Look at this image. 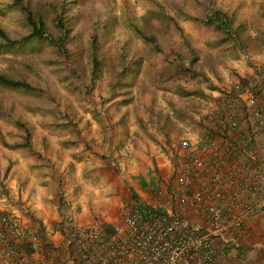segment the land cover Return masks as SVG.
<instances>
[{
    "label": "rangeland",
    "instance_id": "1",
    "mask_svg": "<svg viewBox=\"0 0 264 264\" xmlns=\"http://www.w3.org/2000/svg\"><path fill=\"white\" fill-rule=\"evenodd\" d=\"M211 1L233 18L229 28H238L240 42L224 34L215 23L202 20L209 12L210 0H23L30 10L44 17L52 37L59 34L55 24L57 14L69 21L71 35L63 42L64 52L62 48L54 49L47 41L41 44L30 41L23 47H0V70L24 78L38 88L26 92L0 86V197L9 192L3 180L9 174L13 162L12 149H15L2 140L8 143L24 141L27 138L26 128L31 131L33 150L29 146L24 150L42 159L44 166L61 158L60 169L70 160L67 157L83 155L81 162L86 160L84 166L90 167L87 172L94 169L99 173L110 171L125 186L131 182L127 168L130 150L138 152L134 157L138 160L146 150L153 151L154 155L162 152L167 156L169 148L166 146L159 150L158 147H146L141 140L146 133L143 132L146 127L142 128V121L144 124L161 121L166 126L178 119L183 122L180 126L187 130L195 116H199L204 109L198 94L195 95L197 97L191 96V100L188 95L180 96L177 84L187 89L198 87L200 81L205 82L203 74L207 75L210 71V62L217 64L215 70L227 75L236 73L235 59L256 67L264 64V0ZM11 2L0 0V26L10 38L16 39L27 34L30 26L25 21L24 12L8 7ZM137 28L154 33L161 50L157 52L137 36ZM95 32L102 51L111 59L107 65L101 66L95 84L89 89V77L82 69L89 70L87 52L91 35ZM5 42L6 39L0 35V44ZM120 50L125 56L133 55L132 61L141 56L138 63L131 61L129 64V67L136 68V73L132 85L125 89L119 83L127 81L128 76L123 77L120 69L114 67L119 66L117 54ZM192 59L194 62H191ZM257 61L260 63H254ZM167 63H172L171 67L159 75ZM180 65L183 66L179 68ZM173 91L179 96H171ZM164 93L171 96L170 100L176 106L167 103L162 95ZM181 101L187 105V112L181 111L177 115L174 108L178 109ZM164 110L169 112L167 118L166 114H161ZM160 114L162 117L158 121ZM17 119L24 124H18ZM28 123L32 124L29 128ZM133 125L142 129L135 134L133 139L136 140L131 142ZM152 133L155 136L147 133L148 137L160 142L156 132ZM172 133L181 134L176 130ZM157 134L161 136V132ZM44 135L47 138L45 145L42 140ZM76 144L78 146L72 149L71 146ZM67 147L68 151L65 150ZM155 159L154 156L150 162L153 166ZM95 161H100V165H95L99 169L93 167ZM81 162L73 164V170L69 171L71 175L72 172L76 174V166L82 167ZM179 164L176 161L171 170L177 171ZM134 166L139 170L137 164ZM160 170L153 167L145 175L147 180H151L149 183L146 181L145 188L158 200L162 186L172 185V180L162 178ZM12 202L13 197L6 196L0 199V206H9L7 204ZM131 204H125L117 212L119 216ZM63 228L64 222L53 228L61 232L58 242H55L57 237L52 240L45 237L44 241V246L53 249L51 257L56 264H70L74 258L71 247L65 241ZM236 252L220 256L218 261L226 258L225 263L219 262L234 264Z\"/></svg>",
    "mask_w": 264,
    "mask_h": 264
},
{
    "label": "built area",
    "instance_id": "2",
    "mask_svg": "<svg viewBox=\"0 0 264 264\" xmlns=\"http://www.w3.org/2000/svg\"><path fill=\"white\" fill-rule=\"evenodd\" d=\"M255 71L243 90L231 93L239 87L237 78L220 91L221 105L205 113L204 123L220 130L223 144L215 146L214 135L205 134L209 155L190 153L182 162L178 182L194 178L196 185L177 195L178 211L162 202L135 203L112 223L111 233L101 223L80 225L67 215L70 264H214L221 245H238L248 219L264 216V64ZM180 145L187 148L189 142L182 139ZM52 250L37 227L25 225L14 211L0 210V264H55Z\"/></svg>",
    "mask_w": 264,
    "mask_h": 264
},
{
    "label": "crops",
    "instance_id": "3",
    "mask_svg": "<svg viewBox=\"0 0 264 264\" xmlns=\"http://www.w3.org/2000/svg\"><path fill=\"white\" fill-rule=\"evenodd\" d=\"M235 60L236 73L230 75H227L225 72H218L215 70L217 64L210 62V71L207 73L209 80L204 79L205 82L200 81L198 85V87L203 89L206 93L204 97L199 95V98L203 101L202 104L204 105V109H201L202 112L199 116L198 114L195 116L196 119H193L192 125L188 126L189 129L184 130L180 126L183 122L178 119H175L172 124L166 126L162 124L161 121L155 124H151V122L144 124L146 128L143 132L146 133L143 134L141 140L146 147H158L159 150L160 147L166 146L169 148L168 155L165 156L162 152L154 155L153 151L146 150V152L142 153V158L138 160L134 158L135 155H138V152L130 150L128 154L130 162L127 168L128 171H130L128 176L130 175L131 182H129L127 186L122 185L117 179V176L110 171H102L99 173L100 171H95L94 169L87 172L90 167L84 166L86 160L81 162V160L84 159L83 155L82 157L77 156L76 158L71 156L67 157V159L70 160L66 161V164L59 169L61 158L54 160V165L51 164L52 162L49 158L51 165L44 166L41 163L42 159L40 160V158L24 150V148L18 147L12 149V166L9 174H7L3 180L4 183L6 182L9 192L0 197V199H5L6 196L11 195L13 197V202L7 204L9 206H0V210L7 209L14 211L25 225L39 228L40 224H42L44 226V235L47 237L46 239L52 240L53 237H57V241L55 242L61 239V232L59 230L54 231L53 228L59 225L60 222H63L67 215H72L74 221L80 225L101 223L103 221H107L111 224L117 222L120 219L119 213L117 212L119 210L121 211L123 206H125L126 200L132 196V191L138 195V201L140 200L139 203L155 204L162 202L166 208L178 211L176 207L177 195L184 190L191 193L193 187L196 185L195 182L191 181V184H188L189 190H187L185 185H181L178 182V173L182 162L185 161L190 153H198L204 157L209 155L203 142H199L201 136L200 120L206 112L211 111L217 106L216 104L221 105L217 94L222 89L228 88L237 79V76L251 78L256 75L255 65H245L241 59ZM254 63L258 64L260 62L257 61ZM177 92L182 96L179 91ZM162 95L172 107L174 105L176 106V104L170 100L171 96H179L176 92H170L171 96H168L166 93ZM193 95L195 96L197 94L190 93L188 94V98L191 100L192 98L190 97ZM151 99L155 100V97ZM181 103V105L177 106L178 109L174 108L177 115H179L181 111L183 113L187 112V105L182 101ZM167 110H164L165 112L162 111L161 114H168L169 112ZM158 111L159 110H157V112ZM133 126L135 127V125ZM142 128L137 125V127L130 131V133H134L130 136V140L132 139L131 142L136 140L133 138H135V134H138L139 130ZM173 130L181 134H171ZM154 131L160 142L156 141L154 138L151 139L148 137L149 135L154 137L155 135L152 133ZM157 132H161V136H159ZM147 133L149 135H147ZM182 139L188 140L189 146L187 148L179 147ZM214 141L215 146L223 144V138L219 134L214 135ZM131 142L130 147H132L133 144ZM38 145H40V142ZM77 146L78 144L72 145L71 147L73 149ZM38 149L42 152L41 148ZM65 150L68 151V147ZM154 156L156 158V164L153 166V163L150 162ZM176 161H179L180 164L179 167L177 165L178 170L173 173L174 171L172 170L174 166L172 165L174 162L176 163ZM76 162L83 163L82 167L76 166V174L72 172L71 175L69 171L73 170V164ZM97 164L100 165V161H95L93 167L97 168L98 166H95ZM133 164H137L139 170H136ZM153 167L162 169L159 173L165 181L168 179L172 180V185L170 187L164 185L162 186V190L160 189L158 198H161L159 200L157 196L152 197L145 188L146 181L147 183L151 181L150 179L147 180L145 175L146 173H150ZM97 169H99V167ZM149 177H152L151 174H149ZM142 181L144 185L141 184ZM189 212L190 211H186L184 213L191 215ZM52 231L53 233H51ZM238 244V249L240 251L238 250V254L235 256L237 258L233 259L234 264H264V216L254 215L248 219L244 231L239 236ZM227 254L228 253L220 254L218 257H224ZM229 254L231 253L229 252ZM218 257L214 264H221V262H219L220 260L223 261V263L226 262V258H222L218 261Z\"/></svg>",
    "mask_w": 264,
    "mask_h": 264
},
{
    "label": "trees",
    "instance_id": "4",
    "mask_svg": "<svg viewBox=\"0 0 264 264\" xmlns=\"http://www.w3.org/2000/svg\"><path fill=\"white\" fill-rule=\"evenodd\" d=\"M209 12L208 14H206V17L204 19H202L203 21H205L206 23H215L220 29H222L224 34H227L228 36H231L236 42H240L241 41V37H240V33L238 31V28L230 30L229 26L232 23L233 18L224 10L215 7L212 4V1L210 0L209 3ZM9 8H18L20 9L22 12H24V18L26 23L30 26V30L27 34L23 35L20 38H16V39H12L10 38L6 32L2 29V27L0 26V35L3 36L6 39L5 43L0 44V47H4V46H12V45H17L19 47H23L25 46L26 43H29L30 41H34L37 44H41L44 43L45 41H47L48 44H50L51 46H53L54 49L57 50H61L64 52L65 49L62 47L63 42L65 40L66 37H69L70 34V27L68 25V20H65L62 18V16L60 14H57L55 16V24L57 26V29L59 31V34L55 37H52V35L49 32V29L47 27V24L44 20V17L39 14V13H34L32 10H30L24 3L23 0H12V2L8 5ZM68 21V22H67ZM137 36H139L142 40L147 41L151 48L156 50L157 52H159L160 49V45H159V39L157 38V36L154 33H147L143 30H140L139 28H137L136 30ZM243 42V41H242ZM123 47V46H122ZM123 49V48H122ZM126 54L122 52V50L119 51V53L117 54L118 56V63L119 66H114L115 68H119L121 71V75L123 77H127L128 76V80L125 82H121L119 83L121 88H129L132 83L134 82V75L136 73V68H131L129 67V64L132 61V57L133 55L129 56H125ZM137 55V54H136ZM135 55V56H136ZM140 55L136 56L135 58H133L132 63H138L139 59H140ZM87 59H88V67L89 70H85L82 69V71H84V73H86L89 77V84L90 86L88 87L89 89L95 84V81L97 79V77L99 76V71L101 66L103 65H107L108 61H110L111 56L107 55L105 53V51H102L101 46L99 44L98 38H97V34L96 32L93 33L91 35V40L89 42V48H88V52H87ZM194 59L191 60V62ZM194 62V61H193ZM172 63H167L163 69L162 72L159 73V75L164 74L166 69L168 70L171 67ZM177 66V64H176ZM183 66V65H182ZM181 65L179 66L182 67ZM130 69V70H129ZM203 77L207 80H209V77L206 74H203ZM237 78L240 80L239 83V87H231L230 91L231 93L235 94L237 91L243 90L247 84L250 81V77H244V76H237ZM178 85V90L182 95H188V94H198L201 96H206V93L204 92L203 89L196 87L194 89H187L186 87H183L182 84H177ZM0 86H4L7 88H14V89H20L22 91H26V92H31L34 90H38V88H36L34 85H32L30 82H28L27 80H25L24 78H19V77H15L12 74H9L5 71L0 70ZM88 90V89H87ZM224 89H222L221 91H224ZM89 91V90H88ZM0 109H1V103H0ZM167 114L165 115V118H167ZM207 114H204L203 118L200 120V127H201V136H200V141L199 142H203V145L206 147V144L204 141H202V138L205 136V134H221L220 130H212L211 128H209L205 123H204V119L206 118ZM162 115L160 114L159 117L157 118V120L159 121L161 119ZM18 124L23 125L24 122L20 121V120H15ZM142 121V120H141ZM29 126H32V124L28 123V128ZM142 126L145 128L144 126V122L142 121ZM26 135L27 138L24 141H14L12 143H8L5 140H2L3 143L9 147H20V148H25V147H30V149L33 150L32 148V144H31V139H30V129L28 130L26 128ZM43 143L45 145L46 143V136H43ZM181 147V145L179 146ZM175 164V162H174ZM176 172V169L173 173ZM196 180H194V178H192V182H195ZM142 185H144V182L142 181L141 183ZM188 184H181V185H185V187L188 189ZM190 192V191H189ZM129 200H131L130 203H132L131 205L135 204V203H139L138 201V195L132 191V196L130 198H128L126 200V206L129 205L130 203L128 202ZM101 226L104 228L105 232L111 233L113 231L112 229V224L109 222H101ZM43 230H44V226L42 224H40L38 231L40 232V236H41V240L44 242L45 239V235L43 234ZM51 245H54L52 242H48ZM236 248L237 252L236 255L238 254V248H239V244L235 245L233 243L228 244V245H221L218 248V251L220 254H226L230 252L231 248ZM25 251L28 254H31L34 249L32 247L31 244L26 243L25 245ZM240 251V250H239Z\"/></svg>",
    "mask_w": 264,
    "mask_h": 264
}]
</instances>
